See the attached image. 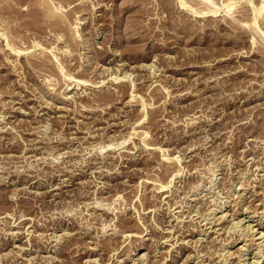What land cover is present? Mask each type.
Returning a JSON list of instances; mask_svg holds the SVG:
<instances>
[{"label": "rangeland", "instance_id": "rangeland-1", "mask_svg": "<svg viewBox=\"0 0 264 264\" xmlns=\"http://www.w3.org/2000/svg\"><path fill=\"white\" fill-rule=\"evenodd\" d=\"M255 230L264 0H0V264H264Z\"/></svg>", "mask_w": 264, "mask_h": 264}, {"label": "bare ground", "instance_id": "bare-ground-1", "mask_svg": "<svg viewBox=\"0 0 264 264\" xmlns=\"http://www.w3.org/2000/svg\"><path fill=\"white\" fill-rule=\"evenodd\" d=\"M251 219H252V218H251ZM259 225H261V224H259ZM250 228H251V227H250ZM252 229H253V228H252ZM250 230H251V229H250ZM255 232H256V233H260V232H258L257 230H255ZM249 233H250V232H249ZM253 233H254V232H253ZM260 234L263 235L262 233H260ZM263 236H264V235H263ZM263 236H261V237H263ZM123 238H124V237H123ZM260 239H262V238H260ZM262 240H263V239H262ZM262 246H263V245H262ZM262 246H259V247L262 248ZM255 257L257 258V256H254V258H255ZM258 263H259V261H258ZM258 263H257V264H258Z\"/></svg>", "mask_w": 264, "mask_h": 264}]
</instances>
